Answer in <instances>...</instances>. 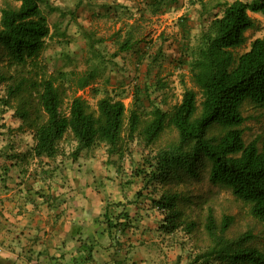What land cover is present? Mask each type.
Wrapping results in <instances>:
<instances>
[{"label":"trees","instance_id":"trees-1","mask_svg":"<svg viewBox=\"0 0 264 264\" xmlns=\"http://www.w3.org/2000/svg\"><path fill=\"white\" fill-rule=\"evenodd\" d=\"M43 1L8 0L0 8V63L4 61L0 66V86H5L0 108L1 112L13 110V117L20 122L18 131L32 135V152L25 157L53 159L62 153L61 143L71 136L76 145L73 158L84 150H100L103 145L109 163L121 168L125 143L141 137L144 145L151 148L171 128L177 134L176 141L152 152L145 160L150 169L136 168L130 178L137 177L145 189L151 185L157 189L168 182H180L184 176L198 178L200 166L206 164L209 181L231 190L238 200L250 205L251 215L264 225V127L258 139L249 143L244 140L242 127L246 121L242 112L246 102L264 108V35L252 41L248 51L241 55L234 53L247 43V31L258 27L251 14L264 17V0H234L224 6L221 16L209 22L199 45L189 56L191 80L199 92L186 88L179 103L164 109L165 99L158 102V96L152 97L148 85L137 83L128 115L124 100L115 94L117 91L114 94L104 91L95 108L78 95L95 81L97 66L80 75L48 72L40 60L47 39L52 36L41 9ZM179 2L143 0L155 16L166 14ZM134 35L130 30L118 42L114 58L134 49L137 42ZM134 50L137 60L142 61L144 57L139 50ZM158 58L152 57L151 62L155 64ZM94 91L101 94L99 89ZM67 98L68 110L63 111ZM213 129L220 133L209 135ZM114 154L118 156L116 160H112ZM140 194L141 191L137 192ZM144 198H150L153 212L158 210L163 215L157 233L162 241L169 239L170 247L175 232L195 230L196 222L185 216L180 191L163 190L158 198L150 192ZM113 216L109 211L103 215L109 230L125 232L136 224L125 210L116 218ZM231 222L232 218L225 217L217 224L209 211L205 230L212 247L197 259L208 262L216 258L220 264H264V252L250 245L251 234L245 233L236 240L226 237Z\"/></svg>","mask_w":264,"mask_h":264},{"label":"rangeland","instance_id":"rangeland-1","mask_svg":"<svg viewBox=\"0 0 264 264\" xmlns=\"http://www.w3.org/2000/svg\"><path fill=\"white\" fill-rule=\"evenodd\" d=\"M6 1L8 0H0V8ZM9 1L12 2V0ZM92 1L44 0L41 3L42 12L48 19L52 36L47 39V46L40 60L51 74L63 71L80 75L93 71V67L97 66L98 76L95 81L89 87L79 91L78 95L95 108L97 100L104 91H113L110 92L112 94L117 91L115 94L124 100L128 115L129 110L133 108L132 96L137 83L148 85L152 97L158 96V102L165 99L166 102L162 106L164 109L179 103L186 88L199 92L191 80L189 56L199 45L202 32L209 22L215 16H221L224 6L234 0H202L194 3L189 0H180L176 8L161 16L152 15L143 0H115L114 3L113 0ZM251 15L257 21L258 27L247 31V43L234 50L236 55L248 51L252 41L264 35V17L254 13ZM182 19H184L183 22ZM130 30L134 32L137 41L134 49H138L139 54L144 57L142 61L137 60L138 54L134 53V49L119 53L116 58L113 57L118 51V42L122 41ZM157 55L159 58L153 64L151 58ZM2 65L4 61L0 63L1 67ZM95 88L99 89L100 95L95 94ZM4 96L5 86H0V97ZM198 98L199 104L200 94ZM69 103L67 98L63 111L68 110ZM242 112L246 118L242 126L244 140L249 143L262 134L264 108H258L251 102H246ZM11 113V117L8 118L12 120L14 111L12 110ZM218 133H220L219 130L213 129L209 135ZM28 137L30 139V134ZM176 139L177 134L171 128L166 130L151 148L144 145L141 137H136L134 141L124 144L123 162L127 163L132 174L136 168L150 169L145 160L152 152L164 148ZM60 146L63 156H72L76 147L71 136H68ZM99 151L106 153L107 149L101 145ZM112 158L116 160L118 156L114 154ZM206 166V164L200 166L198 178L184 176L180 182H168L159 188L156 186L157 189L153 185L145 189L137 177L133 182L131 193L133 199L127 204H132L131 208L135 207L131 218L136 219L135 223L152 221L156 225L155 229H158L163 215L158 210L153 212L150 198L145 199L144 196L151 192L155 198H158L161 192L167 189L182 193L185 216L189 221L196 222V228L192 233L181 229L172 235L174 242L172 247H170L169 239L164 238L162 241V236L155 238L157 247L152 249L159 253L157 260L161 264H220L216 258L208 262H205L204 258L197 259L199 255L212 247V242L205 230L209 211L213 212L217 224H220L225 217L232 218L226 233L228 239L236 240L243 234L249 233L252 235L250 245L264 252L263 223L251 215L250 205L238 200L231 190L212 184L209 181ZM139 191L141 194L137 195ZM139 218L142 219L139 220ZM166 240L169 241L168 244ZM117 250L121 253L122 247H117ZM150 252L148 255L151 254Z\"/></svg>","mask_w":264,"mask_h":264},{"label":"crops","instance_id":"crops-1","mask_svg":"<svg viewBox=\"0 0 264 264\" xmlns=\"http://www.w3.org/2000/svg\"><path fill=\"white\" fill-rule=\"evenodd\" d=\"M11 112L0 110V264H161L152 221L123 232L109 230L103 217L134 214L127 163H109L97 149L26 158L32 135L18 131Z\"/></svg>","mask_w":264,"mask_h":264}]
</instances>
